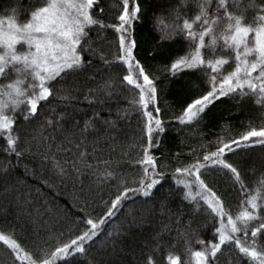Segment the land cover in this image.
I'll return each instance as SVG.
<instances>
[{
    "label": "snow or ice",
    "instance_id": "1",
    "mask_svg": "<svg viewBox=\"0 0 264 264\" xmlns=\"http://www.w3.org/2000/svg\"><path fill=\"white\" fill-rule=\"evenodd\" d=\"M36 2L40 6L25 13L28 16L26 22H19L15 15L0 18V133H7L4 151L21 158L24 153L17 150L19 136L13 135L20 118L28 123L38 118L41 107L50 101L56 91L65 92L60 99L69 102L66 107L70 106L76 98L74 94L79 93L78 78L95 79L94 75H88L87 70L97 60L108 69L126 66L127 74L123 75L118 86L109 78L98 88L89 89L85 100L95 105L96 110L92 118L84 121L83 128L71 116L66 118L65 113H61L55 121L46 117V125L53 128L59 126L64 131L61 121L69 124L70 138L67 142L79 150L86 143L88 134L99 133L97 125L115 128L116 120L105 119L101 113L113 97L124 96L128 92L133 93L131 99L124 96L129 107L122 110L123 114L117 110V118L130 120L135 114L147 139L146 146L142 147V159L136 162L141 166L143 175L138 181H131L132 186L114 170L94 173L98 183L117 181L116 193L105 202L106 211L96 219L86 211L87 203L79 209L82 215L77 218L76 227L83 226L84 230L69 242L61 243L53 251L41 255L39 251L26 250L17 239L0 232V242L14 257L13 264H75L77 257L87 256L94 246L106 250L111 243L114 248L115 241L110 242L109 238L120 233L108 232L101 240L105 225L121 213L126 204L135 205L137 201L148 204L154 200L156 191L168 182V174L159 171L158 160L161 157L153 155V152L161 147L171 122L162 119L156 80L135 55L138 45L134 38V24L144 11L138 0H122L123 11L116 17L118 22L111 24L98 18L105 13L100 6L101 0ZM187 3L188 0H181V6L172 10L175 13L172 24H164L159 17L156 19L154 27L161 32V39L152 52L153 57H161L166 73L176 80L178 86L182 87L177 78L184 74H203L200 94L190 96L176 117L181 131L200 124L211 108L224 99L234 100L238 105L251 96L258 97L257 104L264 101V6L259 8V14L249 24L247 9L232 10L238 0H196L195 7L185 11ZM11 11L15 14L16 9ZM193 12L196 14L193 15ZM94 26L98 35L108 29L118 35L115 60H109L102 52L98 54L97 49L92 47L89 33ZM166 43L168 47H165ZM172 45L178 47L173 50ZM56 85H61V88L57 89ZM107 110L111 112L110 108ZM51 111L55 113L56 109ZM77 136L82 137L79 143L75 140ZM100 139L97 135L93 145ZM107 139L114 140L115 137L108 136ZM256 146L264 148V126L251 127L238 138H220L214 150H210L211 142L207 146L201 145V150L205 151L202 157L197 156L194 162L176 167L172 173L175 191L181 194L182 201L193 207L194 214L204 212L214 228L212 239L197 241L203 247L191 252L194 264H218V254H222L224 247L233 245L249 264H264V249H258L256 243L258 236L264 239V178L255 188H250L244 181L241 165L231 159ZM64 151H71V148ZM93 151H96L95 147ZM196 152L194 149L188 155L196 156ZM79 155L83 158L86 153L80 152ZM179 155L177 153V158ZM108 163L104 161L106 166ZM52 167L61 177L66 175L64 165L54 158ZM76 172L82 175L78 168ZM210 173L230 176L232 189L239 197V210L235 215L224 194L214 189ZM249 230L252 238L250 245L245 243ZM107 255L110 257V253ZM167 260L168 264H182L179 255H169ZM95 264L118 262L102 257ZM148 264H153L151 258Z\"/></svg>",
    "mask_w": 264,
    "mask_h": 264
},
{
    "label": "trees",
    "instance_id": "2",
    "mask_svg": "<svg viewBox=\"0 0 264 264\" xmlns=\"http://www.w3.org/2000/svg\"><path fill=\"white\" fill-rule=\"evenodd\" d=\"M138 3L144 11L134 24V38L138 45L135 55L156 80L162 119L171 122L161 147L153 152V155L161 157L158 160L159 171L166 172L169 179L156 191L154 200L148 204H140L139 201L135 205L126 204L122 212L105 225L101 240L108 232L120 233L109 238L110 242L114 239V248L111 243L106 250L94 246L87 256L77 257L75 264H95L102 257L110 258L118 264H148L149 258L153 264H168L169 255H179L182 264H194L191 252L202 250L203 247L197 241L203 239L207 242L212 239L214 228L208 223L204 212L194 214L193 207L182 201L181 194L175 191L172 173L176 167L194 162L197 156L202 157L205 151L201 150V145L207 146L211 142L210 150H214L220 138H238L251 130V127L264 126V101L257 104L258 97L251 96L240 105L234 100L224 99L211 108L200 124L181 131L176 117L190 96L200 94V78L203 74H184L177 78L182 87L178 86L176 80L166 73L161 57L152 55L161 39V32L154 27L156 19L159 17L164 24H172L175 19L172 10L181 6V0H138ZM195 3L196 0H188L185 11L187 8H194ZM36 6H40L36 0H0V18L15 15L23 23L28 19L25 13ZM100 6L105 9V13L99 19L108 24L118 22L116 17L123 11L122 0H101ZM261 6H264V0H238L232 10L235 12L247 9V20L251 24ZM212 8L214 11V4ZM12 9H16L15 14ZM183 15L184 11L181 12V16ZM89 35L92 47L97 49L98 54L102 52L109 60H115L118 35L112 29L98 35L94 26ZM165 47H168L167 43ZM176 47L178 45H172L173 50ZM87 72L88 75H94L95 79H87L85 76L78 78L79 93L74 94L76 98L71 101L70 106L66 107L69 102L60 99L65 92L56 91L50 101L43 104L38 118L31 123L23 122L20 118L13 129V135L19 136L17 150L24 153L21 158L17 159L14 154L9 155L4 151L7 147L4 138L7 133H0V232L17 239L26 250L39 251L41 255L53 251L61 243L69 242L84 230L83 226L79 229L76 227V220L82 215L79 209L85 203L86 211L92 213L94 219L106 211L104 204L114 197L117 181L98 183L94 173L114 170L121 179L127 180L129 186H132L131 181H138L143 175L141 166L136 163L142 159V147L147 144L141 121L135 114H132L130 120L117 118V110H121L123 114L122 110L129 107L128 99L132 98L133 93H124L128 99L120 96L107 102L101 115L105 119L116 120L115 128L97 125L99 133L88 134L86 143L79 150L67 142L70 138L69 124L61 121L64 131L59 126L53 128L46 125V117L55 121L61 113H65L66 118L71 116L83 128L84 121L92 118L96 110L95 105H90L85 100L89 89L98 88L109 78L118 86L123 75L127 74V69L126 66L108 69L97 60ZM56 88L60 89L61 85H56ZM52 108L56 109L55 113L51 111ZM97 135L101 137L100 142L93 145L92 141ZM108 136L115 139L109 140ZM81 139L80 136L75 138L77 143ZM93 147L96 148L95 152ZM65 148H71V151H64ZM194 149L197 150L196 156H189ZM80 152L86 155L81 158ZM177 153L180 154L178 158ZM53 158L64 165V177L53 169ZM231 159L241 165L244 181L250 188H255L264 178V148L261 146L241 152ZM104 161L109 162L107 166ZM86 165L94 167L87 168ZM77 168L82 175H77ZM209 178L214 189L224 194L235 215L239 210V197L232 189L230 176L210 173ZM251 241L249 230L245 243L250 245ZM256 243L258 249H264V239L258 236ZM218 255V264H249L234 245L224 247L222 254ZM13 262L14 257L7 246L0 242V264Z\"/></svg>",
    "mask_w": 264,
    "mask_h": 264
},
{
    "label": "rangeland",
    "instance_id": "3",
    "mask_svg": "<svg viewBox=\"0 0 264 264\" xmlns=\"http://www.w3.org/2000/svg\"><path fill=\"white\" fill-rule=\"evenodd\" d=\"M26 47V46H25Z\"/></svg>",
    "mask_w": 264,
    "mask_h": 264
}]
</instances>
